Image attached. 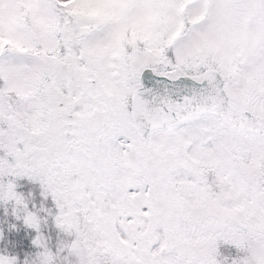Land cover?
Here are the masks:
<instances>
[{
	"label": "snow or ice",
	"instance_id": "snow-or-ice-1",
	"mask_svg": "<svg viewBox=\"0 0 264 264\" xmlns=\"http://www.w3.org/2000/svg\"><path fill=\"white\" fill-rule=\"evenodd\" d=\"M0 264H264V0H0Z\"/></svg>",
	"mask_w": 264,
	"mask_h": 264
}]
</instances>
